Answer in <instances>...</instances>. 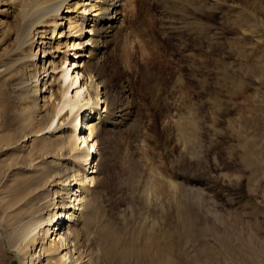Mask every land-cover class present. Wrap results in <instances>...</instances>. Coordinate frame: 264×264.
<instances>
[{
    "label": "rangeland",
    "instance_id": "374dc122",
    "mask_svg": "<svg viewBox=\"0 0 264 264\" xmlns=\"http://www.w3.org/2000/svg\"><path fill=\"white\" fill-rule=\"evenodd\" d=\"M123 2L101 80L128 110L97 128L100 172L83 209L94 214V250L112 227L120 250L135 236L137 262L152 226L177 221L173 264H264V0ZM1 10L11 21L9 5Z\"/></svg>",
    "mask_w": 264,
    "mask_h": 264
},
{
    "label": "bare ground",
    "instance_id": "6f19581e",
    "mask_svg": "<svg viewBox=\"0 0 264 264\" xmlns=\"http://www.w3.org/2000/svg\"><path fill=\"white\" fill-rule=\"evenodd\" d=\"M123 1L0 0V14L12 9L11 21L0 18V153L14 150L0 164V264L13 256L19 264H173L168 254L181 250L179 218L168 230L149 228L137 262L135 236L120 250L112 227L94 250V214L83 212L100 172L97 128L128 110L101 80ZM72 52L80 61L70 68Z\"/></svg>",
    "mask_w": 264,
    "mask_h": 264
}]
</instances>
